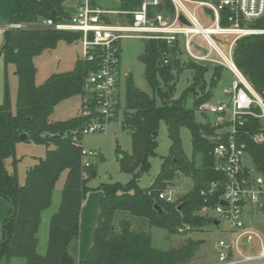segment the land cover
I'll return each mask as SVG.
<instances>
[{
	"label": "trees",
	"instance_id": "1",
	"mask_svg": "<svg viewBox=\"0 0 264 264\" xmlns=\"http://www.w3.org/2000/svg\"><path fill=\"white\" fill-rule=\"evenodd\" d=\"M67 1L14 0L16 14L11 22L35 23L48 18L56 23L66 22L72 17ZM142 2L120 0V10H137ZM78 3L75 1V7ZM157 13L174 16V4L171 0H160L158 5L150 7L151 16ZM227 17L228 12L224 11L223 25H228ZM251 25L264 28V20ZM2 32L0 57L4 58L6 69L14 66L18 91L13 107L6 81L4 100L0 103V196L10 202L8 216L1 224L0 264H11L15 257H22L25 260L23 264H76L69 246L80 237L81 209L87 194L93 190L88 182L97 176V168L94 163L90 167L84 166L82 129L86 120L77 115L65 121H52L50 116L61 101L84 94L85 77L90 70L97 68L98 62L79 58L72 70L54 73L43 84L37 85L35 57L55 49L62 40L68 43L79 41L81 33L41 28H6ZM143 41L144 51L139 59L145 66V79L152 94L140 89L131 75L125 80L123 126L132 134V151L121 156V165L134 176L127 184L102 183L99 186L104 197L93 244L87 257L79 264H191L202 240L189 238L179 247L157 249L152 245L151 233L142 230L144 227L136 229V222L164 228L171 234H179L178 228L184 223L193 229L212 223L203 214L205 203L199 191L211 180L223 178L215 169L214 147L227 125H215L216 115L215 120L198 121L196 110L212 99L213 88L218 83L217 78H221L223 66L212 67L214 78L207 88L205 73L209 67L189 63L188 67L194 71L193 82L179 98H175V76L184 70L179 69L177 43L169 44L160 38H144ZM233 57L264 99V33L238 38L233 47ZM119 86L121 88L120 79ZM166 89L171 94L169 101L165 100ZM157 95L161 103H158ZM190 97L193 98L192 107L187 106ZM120 108L119 99L118 112ZM255 110L261 112L258 107ZM28 117L31 119L27 122ZM161 121H165L169 128L170 154L164 157L155 182L148 188H142L138 178L149 170V158L156 154ZM182 127H188L192 133L194 154L202 155L201 167H196L195 159H189L182 151ZM239 129L237 138L246 144V156L259 172L264 173V142L256 143L252 138V134L264 131V119L248 115ZM24 132L30 135L28 140L33 139L48 149L46 155L37 158V162L28 169L26 181L21 184L18 176L7 169L6 160L16 157L17 143ZM63 172H66V179L60 205L50 217L47 251L42 254L38 251L42 214L52 205L54 190ZM179 172L193 177L195 186L180 203L173 204L159 195ZM120 211L125 213L118 214ZM121 215L123 217L119 218Z\"/></svg>",
	"mask_w": 264,
	"mask_h": 264
},
{
	"label": "built area",
	"instance_id": "2",
	"mask_svg": "<svg viewBox=\"0 0 264 264\" xmlns=\"http://www.w3.org/2000/svg\"><path fill=\"white\" fill-rule=\"evenodd\" d=\"M77 1L72 17L66 22L56 23L48 18L35 23L10 22L4 28L62 29L81 33V58L98 62L97 68L90 70L84 80L79 114L86 120L83 135L105 130L117 117V103L121 99V47L125 38H160L174 44L177 37L182 36L190 55L217 63L233 74L231 86L223 90L224 98L199 106L200 111L216 115L215 125H227L214 147L215 169L223 178L211 180L199 191L205 203L203 214L212 220L211 224L216 227L226 224L227 235L217 242L216 259L208 264H264V173L245 164L246 144L237 138L246 116L264 119V99L233 57L238 38L264 33V28L251 25L264 20V0H171L175 15L169 18L164 13L150 15V7L158 5L160 0H143L141 7L133 11L101 8L94 0ZM200 7L211 10L209 25L200 22L197 15ZM224 11L228 12V25L222 24ZM182 15L187 23L180 20ZM197 35L205 38L210 47L206 55L197 56L191 50V42ZM229 35L235 38L225 50L215 37ZM256 107L261 112H257ZM252 138L256 143H263L264 131L252 134ZM95 155L94 150L82 147L85 167L91 166ZM172 192L174 190L167 195L162 191L159 197L174 202L176 196ZM210 210L217 216H210ZM178 230L183 231V227Z\"/></svg>",
	"mask_w": 264,
	"mask_h": 264
},
{
	"label": "rangeland",
	"instance_id": "3",
	"mask_svg": "<svg viewBox=\"0 0 264 264\" xmlns=\"http://www.w3.org/2000/svg\"><path fill=\"white\" fill-rule=\"evenodd\" d=\"M77 1V0H75ZM98 7L105 9H120V0H95ZM190 5V4H189ZM75 7V5H73ZM16 6L14 0H0V10H4L8 15V20H12L16 14ZM201 10H204L202 8ZM208 15V14H207ZM166 18L173 17L169 13H164ZM117 20H121L120 17H115ZM211 17L209 20L211 21ZM199 20L202 24L203 21L199 16ZM206 25V24H204ZM245 36V35H244ZM235 38V35L216 36L217 43L226 50L229 42ZM166 40V39H163ZM167 41V40H166ZM3 42V32H0V48ZM168 42V41H167ZM177 43L179 48V69L183 70L181 73H177L175 76V90L174 97L179 98L183 92L192 84L194 71L188 67L189 63L200 64L202 66H208L210 70L205 73V81L210 87L213 80V66H220L217 63L203 61L190 55L185 45V40L182 36H178L174 44ZM170 44V43H169ZM191 50L197 56L206 55L210 47L205 38L197 35L191 42ZM144 51V41L141 38H125L122 40L121 47V73H120V101L121 108L117 114V117L107 126L103 131H96L91 133H84L82 138V145L86 150H94L95 156L92 158V163L96 165L97 176L92 178L88 183L93 188V191L99 188L102 183H121L127 184L131 181L134 174L125 171L121 165V156L127 155L132 151V134L129 130L123 126V116L126 104L125 97V80L128 75H131L135 84L142 90L152 94V90L145 79V66L140 61L139 56ZM82 47L81 41H74L68 43L64 40L60 41L58 46L53 50H46L40 55L35 57L34 62L37 67L36 84H43L52 74L59 72H67L74 68L77 59L81 58ZM168 63V60L165 59ZM188 67V68H187ZM14 66L10 65L6 69V64L3 57H0V103L4 100L6 81L9 84L10 99L13 107H15L17 91H18V77L14 74ZM178 69V68H177ZM177 70L174 71L176 74ZM234 79L233 74L223 67L221 71V78H217L218 83L213 88V97L210 100L212 103H217L220 98H224V88L231 86ZM162 86V85H161ZM158 97V103H161L160 96ZM81 97L75 95L71 98L65 99L58 103L51 116L52 121H65L76 116L81 108ZM187 106H193V98L190 97L187 100ZM196 119L198 121L215 120L214 114L210 112H203L196 110ZM180 137L182 142V151L189 159H195L196 167L202 165V155L194 154L192 133L188 127H182L180 130ZM158 147L156 154L150 156L149 163L150 168L148 171H144L139 175L138 184L142 188L150 187L159 175L163 163L164 157L170 154L171 139L169 135V128L165 121H161L157 134ZM48 147L44 144H39L33 139L27 141H20L16 147V157H9L6 160V166L10 173L16 174L21 184L25 183L28 169L37 162V158L44 157L46 155ZM15 159V160H14ZM245 164L256 167L251 162L250 158L246 156ZM257 170V169H256ZM258 171V170H257ZM66 179V172L61 174L59 181L56 184V188L53 194L52 205L43 212L42 223L40 231L38 233L39 246L38 251L45 254L48 246V233H49V221L53 213H55L60 205L62 188ZM195 181L193 177L187 176L179 172L178 176L172 183L168 182V186L164 190L169 195L170 190L173 196H176V200L173 204L180 203L181 199L189 191L193 190ZM5 199V198H4ZM10 208V202L5 199ZM125 212H118L122 214ZM127 214H129L127 212ZM208 214L212 217H216L215 211L210 210ZM130 215V214H129ZM131 216V215H130ZM121 215L119 218H122ZM132 217V216H131ZM137 220L142 218L133 217ZM148 231L152 236L153 247L161 250H169L174 247H179L185 243L189 238L202 240V244L197 250L195 256L191 260V264H208L216 259L217 256V242L224 238L227 233L225 231L226 224H222L220 227H216L213 224H206L201 229H193L190 224L184 223L179 228L183 227V231H179V234H171L168 230L160 227H150L146 223L136 222L135 228ZM189 227V228H188ZM178 228V229H179ZM24 259L22 257H15L11 260V264H23Z\"/></svg>",
	"mask_w": 264,
	"mask_h": 264
},
{
	"label": "crops",
	"instance_id": "4",
	"mask_svg": "<svg viewBox=\"0 0 264 264\" xmlns=\"http://www.w3.org/2000/svg\"><path fill=\"white\" fill-rule=\"evenodd\" d=\"M74 3H75V0H68L66 2L69 9H71L72 13L74 12V9H75V7L73 6ZM189 6L192 8L193 4H190ZM202 8H204V10H201ZM5 13L6 12L4 10L2 9L0 10V29L1 30L5 29L4 28L5 24L11 22V20H8V15H6ZM207 14H211V10L205 7L198 8L197 10L198 18L200 16L203 23L206 25H209L211 21L209 20L210 16ZM115 17L116 16H114L113 18L116 19ZM79 114H80V111L77 115ZM103 197H104V193L101 189H96L95 191L91 190L87 194L83 202L82 209H81V217H80V237L78 240L73 241L69 246V252L75 259L76 264H79L80 261L84 260L87 257L92 247L93 235H94L95 228L98 224L100 204H101ZM8 213H9V204L4 199V197L0 196V241L2 238L1 224L8 216Z\"/></svg>",
	"mask_w": 264,
	"mask_h": 264
},
{
	"label": "water",
	"instance_id": "5",
	"mask_svg": "<svg viewBox=\"0 0 264 264\" xmlns=\"http://www.w3.org/2000/svg\"><path fill=\"white\" fill-rule=\"evenodd\" d=\"M53 13L56 14L55 11H53ZM180 19H181L182 21H184V22H187V19H186L185 16H183V15L180 17ZM164 94H165V100L169 101V100L171 99V94H170L169 90L166 89V90L164 91ZM30 119H31V118L28 117V118L26 119V121L28 122ZM29 138H30V135H29L27 132H24V133H22V134L20 135V141H23V142H24V141H27ZM156 207L159 208V206H156ZM181 207H182V205L179 206V209H181ZM160 209H161V208H160ZM215 224H218V222L215 221Z\"/></svg>",
	"mask_w": 264,
	"mask_h": 264
}]
</instances>
